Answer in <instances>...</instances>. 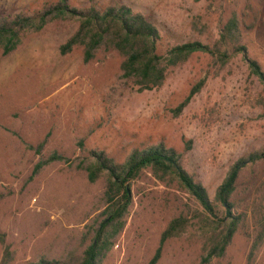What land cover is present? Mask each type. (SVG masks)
Masks as SVG:
<instances>
[{
  "label": "rangeland",
  "instance_id": "1",
  "mask_svg": "<svg viewBox=\"0 0 264 264\" xmlns=\"http://www.w3.org/2000/svg\"><path fill=\"white\" fill-rule=\"evenodd\" d=\"M58 0H0V17L32 15ZM71 7L126 5L159 30L158 53L180 45H213L234 11L245 13V45L264 70V3L258 0H69ZM77 22L49 24L29 34L10 55L0 50V233L14 253L11 264L45 257L76 264L106 219L105 180L90 184L79 164L100 152L123 164L136 150L164 145L212 201L230 168L264 149V85L243 56L221 69L196 54L168 71L165 83L140 92L121 71L124 58L99 51L85 64L83 49L62 55ZM204 88L176 115L192 89ZM44 145L41 155L34 151ZM53 153L73 161L52 164L33 177L35 166ZM264 161L245 168L234 198L236 214L249 221L215 264H264V245L250 260L253 202L262 192ZM261 188V189H260ZM126 226L100 264H149L172 220L185 215L186 232L168 242L158 264H201L207 244L204 210L176 184L161 183L151 171L131 184ZM206 218V217H205ZM4 247L0 245V264Z\"/></svg>",
  "mask_w": 264,
  "mask_h": 264
},
{
  "label": "trees",
  "instance_id": "2",
  "mask_svg": "<svg viewBox=\"0 0 264 264\" xmlns=\"http://www.w3.org/2000/svg\"><path fill=\"white\" fill-rule=\"evenodd\" d=\"M258 1L264 3V0ZM246 18L245 13L234 11L213 45L191 42L177 46L166 56H161L158 53L161 41L159 30L146 16L136 13L130 7L115 4L105 8L90 5L79 9L71 7L69 0H58L56 4L46 5L32 15L0 17V50H3L4 55H10L23 43L25 36L41 33L51 23L70 21L77 22L79 28L62 47V55H69L81 48L84 63L89 64L96 60L101 50L116 52L124 58L121 66L124 78L135 80L140 92L161 87L168 77L169 69L184 65L196 54L210 56L221 69L238 56H243L251 75L264 85V70L256 60L250 58L244 43L245 32L254 29L247 25ZM204 86L205 80L192 89L176 110L177 116L182 114ZM43 147L44 145H40L34 150L37 155H41ZM262 161L264 149L240 159L230 168L212 201L206 188L186 171L182 156L174 149L159 145L143 151L136 150L123 164L116 163L104 153L92 152L89 160H83L79 164V169L87 173L92 185L105 180L106 190L102 199L105 211L102 214L106 219L96 228L92 244L76 264H100L104 255L113 248L126 226V218L132 205L131 184L146 171H151L161 183L176 184L204 210L202 223L209 235L201 264H215V260L226 256L232 240L249 221L247 213L236 214L234 204L240 174L245 168ZM58 163L72 164L73 161L59 153H53L35 166L33 177L46 167ZM261 190V195L254 200L252 206L254 228L249 235L252 243L250 260L257 256L264 245V183ZM189 225L190 220L185 215L172 220L162 234L159 248L149 264H158L166 244L185 233ZM0 245L4 247L1 264H11L14 253L7 245V236L2 233ZM30 264L68 263L42 257L38 262Z\"/></svg>",
  "mask_w": 264,
  "mask_h": 264
}]
</instances>
